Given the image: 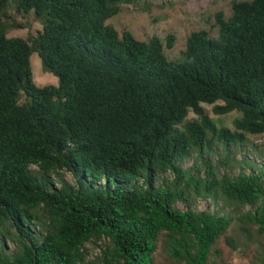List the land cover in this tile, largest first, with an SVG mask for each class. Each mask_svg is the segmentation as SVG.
<instances>
[{
	"label": "trees",
	"instance_id": "trees-1",
	"mask_svg": "<svg viewBox=\"0 0 264 264\" xmlns=\"http://www.w3.org/2000/svg\"><path fill=\"white\" fill-rule=\"evenodd\" d=\"M133 1L0 0V264H264V0L232 1L176 60L173 34L107 23ZM29 13L40 29L8 36Z\"/></svg>",
	"mask_w": 264,
	"mask_h": 264
},
{
	"label": "rangeland",
	"instance_id": "rangeland-1",
	"mask_svg": "<svg viewBox=\"0 0 264 264\" xmlns=\"http://www.w3.org/2000/svg\"><path fill=\"white\" fill-rule=\"evenodd\" d=\"M232 1L234 0H135L120 4L118 13L108 18L107 23L113 25L119 33L129 30L140 40H147L152 35L163 39L167 34H173L175 36L173 46L169 49L164 46V52L168 58L176 60L185 47L186 37L191 31L204 28L211 36L216 35L215 14L222 11L228 16L231 13ZM15 19L23 25L10 29L8 36L27 38L41 27L32 13L27 16L15 14ZM30 61L33 80L37 85L57 84V77L43 68L37 53L30 56ZM203 106L218 125L233 128L232 120L238 116L237 112L215 114L212 105L204 103ZM191 117L196 116L190 112L188 118ZM249 139L257 147V150H248L249 158L264 162V134L249 135ZM237 156L241 158L243 152ZM200 206H204L203 201H200ZM102 245V240L86 243L89 256L93 258L98 255ZM231 257L233 264L244 263L245 257L240 251H233Z\"/></svg>",
	"mask_w": 264,
	"mask_h": 264
}]
</instances>
